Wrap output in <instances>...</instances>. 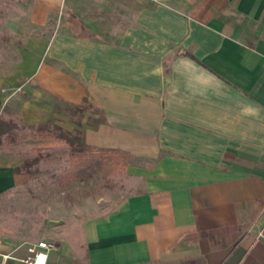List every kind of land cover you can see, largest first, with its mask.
Instances as JSON below:
<instances>
[{"label":"crops","instance_id":"0c3cea01","mask_svg":"<svg viewBox=\"0 0 264 264\" xmlns=\"http://www.w3.org/2000/svg\"><path fill=\"white\" fill-rule=\"evenodd\" d=\"M29 12L20 58L0 64V119L38 126L92 106L100 115L77 125L86 143L130 154L120 198L80 221L83 252L66 264H264V0H33ZM2 141L0 264H23L39 240L2 201L27 154ZM57 247L48 264L62 263Z\"/></svg>","mask_w":264,"mask_h":264},{"label":"rangeland","instance_id":"374dc122","mask_svg":"<svg viewBox=\"0 0 264 264\" xmlns=\"http://www.w3.org/2000/svg\"><path fill=\"white\" fill-rule=\"evenodd\" d=\"M32 3L33 0H0V64L20 58ZM58 110V115L44 122L47 127L42 129L16 123L13 133L17 138L9 142L21 140V148L27 154L25 160L31 163L18 172L19 184L12 189L13 200H3L2 210L14 214V224L31 240L44 238L58 245L54 255L66 264L72 253L83 252L85 237L80 221L95 210L107 211L117 203L126 181L122 170L129 160L111 164L90 178L67 180L70 147L64 139L53 136L56 124L75 130L88 112L99 114V110L86 106L84 110L72 111L67 105Z\"/></svg>","mask_w":264,"mask_h":264},{"label":"trees","instance_id":"16d2710c","mask_svg":"<svg viewBox=\"0 0 264 264\" xmlns=\"http://www.w3.org/2000/svg\"><path fill=\"white\" fill-rule=\"evenodd\" d=\"M70 110H84L85 108L80 106L69 107ZM17 124L9 120L0 119V143H2V137L7 136L8 141L16 140V133H13L17 128ZM39 128L47 127L46 124H38ZM56 131L53 136L64 139L69 147L71 153V165L69 166L66 179H83L89 178L97 174V172L105 169L111 164H121L122 161L129 159L130 154L123 152L122 150L110 148H91L85 141L82 131L80 129L70 130L65 129L61 125L56 124ZM124 159V160H122ZM31 160H25L22 166L15 168L16 172H19L21 168H25Z\"/></svg>","mask_w":264,"mask_h":264},{"label":"built area","instance_id":"2783aa9c","mask_svg":"<svg viewBox=\"0 0 264 264\" xmlns=\"http://www.w3.org/2000/svg\"><path fill=\"white\" fill-rule=\"evenodd\" d=\"M55 248L54 242L43 238L38 242L29 244L27 255L19 259L23 264H48L50 251ZM4 258H10V255L5 254Z\"/></svg>","mask_w":264,"mask_h":264}]
</instances>
